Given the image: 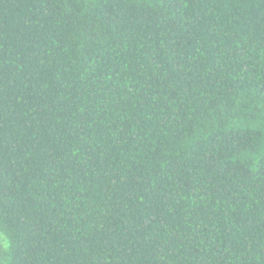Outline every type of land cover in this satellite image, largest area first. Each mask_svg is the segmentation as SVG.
Instances as JSON below:
<instances>
[{"label":"trees","instance_id":"16d2710c","mask_svg":"<svg viewBox=\"0 0 264 264\" xmlns=\"http://www.w3.org/2000/svg\"><path fill=\"white\" fill-rule=\"evenodd\" d=\"M0 264H264V0H0Z\"/></svg>","mask_w":264,"mask_h":264}]
</instances>
